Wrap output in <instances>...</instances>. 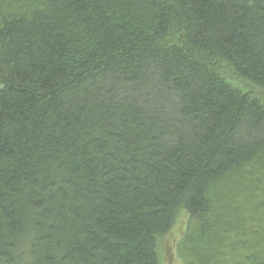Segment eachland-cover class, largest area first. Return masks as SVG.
Instances as JSON below:
<instances>
[{
    "label": "trees",
    "instance_id": "obj_1",
    "mask_svg": "<svg viewBox=\"0 0 264 264\" xmlns=\"http://www.w3.org/2000/svg\"><path fill=\"white\" fill-rule=\"evenodd\" d=\"M0 85V264H264V0H0Z\"/></svg>",
    "mask_w": 264,
    "mask_h": 264
},
{
    "label": "rangeland",
    "instance_id": "obj_2",
    "mask_svg": "<svg viewBox=\"0 0 264 264\" xmlns=\"http://www.w3.org/2000/svg\"><path fill=\"white\" fill-rule=\"evenodd\" d=\"M1 87V85H0ZM249 185L245 186L247 188ZM189 215L184 212L180 215L176 226L160 238V253L162 264H186L181 240L188 227Z\"/></svg>",
    "mask_w": 264,
    "mask_h": 264
}]
</instances>
